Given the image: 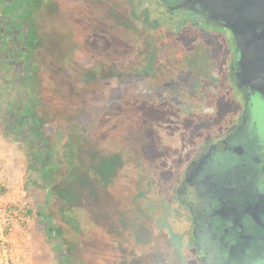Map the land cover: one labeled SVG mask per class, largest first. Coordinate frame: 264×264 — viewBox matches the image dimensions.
Listing matches in <instances>:
<instances>
[{"label":"rangeland","instance_id":"374dc122","mask_svg":"<svg viewBox=\"0 0 264 264\" xmlns=\"http://www.w3.org/2000/svg\"><path fill=\"white\" fill-rule=\"evenodd\" d=\"M28 1L40 40L35 57L42 65L33 84L46 97L38 108L48 113L40 129L43 139L32 138L31 144L37 150L56 145L57 160L31 157L0 119V264H179L167 234L159 230L160 194L120 186L124 173L135 178L128 168L119 167L104 185L119 158L129 161L128 155L120 157L117 142L107 140L108 61L120 70L122 59L127 69L148 54L170 53L166 25L141 8L149 0H43L39 9ZM177 31L184 38L187 30ZM51 34L58 41L54 52ZM14 77L12 70H0V95L25 91L23 77L18 83ZM46 163L55 165L48 168L55 175L47 183L39 174ZM146 174L143 181L149 180ZM39 213L51 215L60 241L48 239ZM7 226L8 244L1 237Z\"/></svg>","mask_w":264,"mask_h":264},{"label":"flooded vegetation","instance_id":"af4514ba","mask_svg":"<svg viewBox=\"0 0 264 264\" xmlns=\"http://www.w3.org/2000/svg\"><path fill=\"white\" fill-rule=\"evenodd\" d=\"M148 2L170 53L127 69L122 59L118 71L108 61L107 140L129 161L108 156L119 165L104 185L128 168L135 178L124 173L120 186L160 194L159 230L179 264H264V110L238 66V41L264 24L186 0Z\"/></svg>","mask_w":264,"mask_h":264},{"label":"trees","instance_id":"16d2710c","mask_svg":"<svg viewBox=\"0 0 264 264\" xmlns=\"http://www.w3.org/2000/svg\"><path fill=\"white\" fill-rule=\"evenodd\" d=\"M32 1L39 9L43 0ZM28 3V0H0V70L4 72L12 70L16 74L13 79L15 83H18L21 77L26 81L25 91L21 95L16 97L9 92L0 95V119L4 131L8 134H15V139H22V143L31 150V157L43 156V158L48 157L56 162V145L44 146L41 150H37L33 149L31 144L32 138L41 139L43 137L40 129L48 113L45 107L44 109L38 108L39 100L44 102L46 97L40 92L37 83L33 84L36 72L42 68V65L35 57V48L38 47L40 40L35 30V22L27 11ZM26 22L29 23L26 25ZM51 35L53 37V40L50 37L52 51L58 45V41L54 34ZM7 60L9 66L6 64ZM46 165L47 163L42 165L39 174L42 181L47 183L55 175V172L48 174V168L49 166L54 168L55 165L51 164L48 167ZM38 215L44 221V232L48 239L54 238L60 241L59 226L57 227L55 221L51 219V215L43 213ZM64 244L69 245L67 241H64Z\"/></svg>","mask_w":264,"mask_h":264},{"label":"water","instance_id":"95a60500","mask_svg":"<svg viewBox=\"0 0 264 264\" xmlns=\"http://www.w3.org/2000/svg\"><path fill=\"white\" fill-rule=\"evenodd\" d=\"M199 6H207L211 11L219 8L225 12L248 15L253 24H264V0H186ZM229 8V10H227ZM219 10V11H220ZM249 27V26H248ZM250 39V41H249ZM241 68L239 79L242 84L253 87L257 95L256 106L264 110V28L259 33L247 35L245 39L238 41Z\"/></svg>","mask_w":264,"mask_h":264},{"label":"built area","instance_id":"2783aa9c","mask_svg":"<svg viewBox=\"0 0 264 264\" xmlns=\"http://www.w3.org/2000/svg\"><path fill=\"white\" fill-rule=\"evenodd\" d=\"M14 211H16V210H14ZM9 214H10V211H9ZM10 231H11V228L7 226L6 231H5L3 234H1L2 240H3L5 243H7V244H8V240H7V238H8V235H9V232H10Z\"/></svg>","mask_w":264,"mask_h":264}]
</instances>
